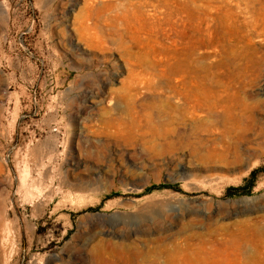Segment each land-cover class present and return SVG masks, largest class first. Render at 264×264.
I'll return each instance as SVG.
<instances>
[{
    "label": "rangeland",
    "instance_id": "obj_1",
    "mask_svg": "<svg viewBox=\"0 0 264 264\" xmlns=\"http://www.w3.org/2000/svg\"><path fill=\"white\" fill-rule=\"evenodd\" d=\"M224 244L264 264V0H0V264Z\"/></svg>",
    "mask_w": 264,
    "mask_h": 264
},
{
    "label": "bare ground",
    "instance_id": "obj_2",
    "mask_svg": "<svg viewBox=\"0 0 264 264\" xmlns=\"http://www.w3.org/2000/svg\"><path fill=\"white\" fill-rule=\"evenodd\" d=\"M250 234V233H249ZM232 243V242H231ZM258 246V245H257ZM229 247L230 246H226V244H224V250L222 253V264H233V262L230 259V253H229ZM113 252V251H112ZM124 255V254H123ZM122 255V256H123ZM232 255V254H231ZM236 255V254H235ZM119 256V255H117ZM118 258V257H117ZM234 261V259H233ZM234 264H239L238 263V259L234 262Z\"/></svg>",
    "mask_w": 264,
    "mask_h": 264
},
{
    "label": "trees",
    "instance_id": "obj_3",
    "mask_svg": "<svg viewBox=\"0 0 264 264\" xmlns=\"http://www.w3.org/2000/svg\"><path fill=\"white\" fill-rule=\"evenodd\" d=\"M258 170H259V169H255V170L252 171V173H251V177L248 179V182L253 181L254 175H255V173H256ZM243 187H244V186H240V187H238V189L243 188Z\"/></svg>",
    "mask_w": 264,
    "mask_h": 264
}]
</instances>
